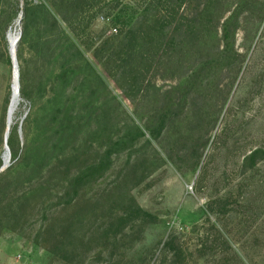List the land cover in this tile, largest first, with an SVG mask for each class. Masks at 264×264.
<instances>
[{
  "label": "rangeland",
  "instance_id": "1",
  "mask_svg": "<svg viewBox=\"0 0 264 264\" xmlns=\"http://www.w3.org/2000/svg\"><path fill=\"white\" fill-rule=\"evenodd\" d=\"M144 2L0 0V264H264V0Z\"/></svg>",
  "mask_w": 264,
  "mask_h": 264
},
{
  "label": "trees",
  "instance_id": "2",
  "mask_svg": "<svg viewBox=\"0 0 264 264\" xmlns=\"http://www.w3.org/2000/svg\"><path fill=\"white\" fill-rule=\"evenodd\" d=\"M188 0H146L144 6L153 9V24L158 25L161 29L168 27L175 22L176 31L181 32V34L191 35L195 32L197 23L196 17H192L189 13H185L184 6ZM143 5V4H142ZM141 5V6H142ZM125 9L113 15L112 20L114 23L127 26L129 20L132 19V15ZM130 18V19H127ZM132 27L129 25V34ZM224 38L227 37L225 31Z\"/></svg>",
  "mask_w": 264,
  "mask_h": 264
},
{
  "label": "water",
  "instance_id": "3",
  "mask_svg": "<svg viewBox=\"0 0 264 264\" xmlns=\"http://www.w3.org/2000/svg\"><path fill=\"white\" fill-rule=\"evenodd\" d=\"M19 17H20V14H19ZM18 38H19V35L16 36L12 45L9 43V53H10V58L12 61V66H13V78H12V94H11V99H10V103H9L8 110H7L6 133H5L6 136L8 135V130H9L11 120H12L11 113L14 111L17 105L18 96H19V74H18V66H17L16 56H15V47H16ZM14 83H15V86H14ZM13 101L15 102V107L11 109V104L13 103ZM6 166H7V162L4 161L2 166L0 167V171H2Z\"/></svg>",
  "mask_w": 264,
  "mask_h": 264
},
{
  "label": "bare ground",
  "instance_id": "4",
  "mask_svg": "<svg viewBox=\"0 0 264 264\" xmlns=\"http://www.w3.org/2000/svg\"><path fill=\"white\" fill-rule=\"evenodd\" d=\"M16 37L14 36V35H10V38H9V43L12 45L13 44V42H14V39H15ZM14 86H15V83H14ZM15 107V102L13 101V103L11 104V109H13ZM13 113V112H12ZM12 113H11V115H12ZM11 125V124H10ZM9 129H10V127H9ZM8 134H9V130H8ZM6 159V162H7V157L5 158Z\"/></svg>",
  "mask_w": 264,
  "mask_h": 264
}]
</instances>
